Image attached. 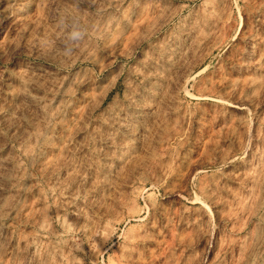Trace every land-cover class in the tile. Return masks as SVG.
<instances>
[{"label": "rangeland", "instance_id": "1", "mask_svg": "<svg viewBox=\"0 0 264 264\" xmlns=\"http://www.w3.org/2000/svg\"><path fill=\"white\" fill-rule=\"evenodd\" d=\"M0 264H264V0H0Z\"/></svg>", "mask_w": 264, "mask_h": 264}, {"label": "clouds", "instance_id": "2", "mask_svg": "<svg viewBox=\"0 0 264 264\" xmlns=\"http://www.w3.org/2000/svg\"><path fill=\"white\" fill-rule=\"evenodd\" d=\"M87 34L86 29L76 26L68 33V39L71 40L73 43H79L85 39V36ZM73 49L65 47L64 49V55L70 56Z\"/></svg>", "mask_w": 264, "mask_h": 264}]
</instances>
